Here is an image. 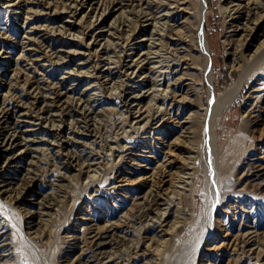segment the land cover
I'll return each mask as SVG.
<instances>
[{
  "label": "rangeland",
  "instance_id": "obj_1",
  "mask_svg": "<svg viewBox=\"0 0 264 264\" xmlns=\"http://www.w3.org/2000/svg\"><path fill=\"white\" fill-rule=\"evenodd\" d=\"M37 1L28 2L32 9L40 8ZM179 1L182 8L173 12L164 26L166 31H160L162 38L168 41L169 36L177 38L178 29L188 26L195 44L196 16L201 0ZM245 1L204 0L203 31L212 78H207L202 67L206 52L201 51L200 61L187 56L188 49L180 51L184 59L177 62L176 71L164 77L165 83L174 81L177 95L172 96L168 86V96L161 94L156 100L155 106L160 110L155 106L151 110L152 122L136 132L126 125V139L121 135L122 146L115 152L111 153L106 142L110 136L98 137L95 148L99 151L95 152L88 171L70 166L63 176L50 174L46 164L51 166L55 156L52 157L51 144H46L45 136L42 140L38 137L35 145L27 149L18 143L6 151L10 157L8 167L0 166V205L3 206L0 223L6 225L2 229L6 230V239L0 237V264H264V11L263 6L256 9L245 6ZM51 2L53 8L63 9L62 1ZM239 2L243 4L241 7L234 5ZM110 4L105 7L103 26L98 27L99 21H93L89 32L103 33L98 37L102 41L109 37L104 31L109 30L110 24L127 20L130 24L126 31L123 29V36L140 29L131 42L147 41L139 34L147 36L152 25L139 13L126 9L118 12ZM233 6L237 10L232 12ZM15 10L0 0V104L8 101L9 84H13L18 93H25L29 87V84L15 82V71L22 70L31 80L51 73L48 81L59 80L61 73L53 69L46 58L40 57L38 63L28 59L35 58V54L29 55V45L19 40L27 27L22 26L24 12L21 7ZM66 13L61 12L60 20L72 22V32L76 35L70 33L65 41H71V48H79L81 31L89 26L92 11L89 6L80 5L74 17ZM43 18L44 14H40L30 18V22L42 23ZM135 19H139L138 23ZM36 31V34L45 33L41 27ZM190 35H183L184 40L178 47L189 45ZM85 40L87 42L89 37ZM108 42L107 50L113 58L118 48L113 50L114 44L111 40ZM100 47L99 41L92 43L93 49ZM140 47L145 46L140 44ZM161 48V52L165 51L164 46ZM190 53L195 55L197 50ZM79 54L72 57L70 65L88 57V54ZM61 57L68 58L65 53H61ZM158 58L155 53L150 54V60ZM190 61L200 62V68H187L191 67ZM89 64L80 61V70L84 71ZM244 72L247 74L245 83L219 113L213 158L205 143L209 93L218 94ZM156 76L161 83L163 75ZM146 78L144 73H139L132 76L127 85L138 91V82L144 85ZM83 79L76 82L68 79L58 89L62 93L68 90L73 96L84 94L87 80ZM164 86L161 84L158 88ZM93 90L90 88L89 92ZM109 97L101 105H98L100 100L94 103L96 108H107L96 114L95 123L104 136L113 135L123 118L115 105V96ZM149 100V96H142L140 111ZM246 109L248 115L245 116ZM13 118L16 116L8 114L7 121ZM17 120L24 135H33L36 125H29L32 124L30 119ZM82 123L78 124L79 128ZM66 135L63 133L61 137L69 140ZM30 159L32 162L27 164ZM26 167L30 168L28 172ZM183 171L189 172L184 185L179 182ZM30 174H35L37 179L24 201H12L9 192L18 187L22 177ZM49 193L55 194L53 207L39 215L29 229L31 240L40 251L39 258L35 259L22 244L16 223L21 218L29 221V215L37 210V199ZM215 195L217 204L210 225L208 206ZM154 198L159 203L151 202ZM148 206L153 208L149 212ZM143 211L148 214L142 216ZM110 222L116 225L114 238L105 235L93 241V234Z\"/></svg>",
  "mask_w": 264,
  "mask_h": 264
},
{
  "label": "bare ground",
  "instance_id": "obj_2",
  "mask_svg": "<svg viewBox=\"0 0 264 264\" xmlns=\"http://www.w3.org/2000/svg\"><path fill=\"white\" fill-rule=\"evenodd\" d=\"M31 1L32 0H2V2H4L7 6H11L12 9H16L14 12H16L20 7L24 12L22 16V26L27 27L19 40L20 43L29 45V55L35 54V58L29 57L28 59H31V62L38 63L40 57L46 58L51 62V64H53V69L60 70L61 73L59 80L48 81L46 79L49 75H51V73L47 76H45V73L41 78L37 77L31 80V78H29L22 70V72L18 70L14 72L13 77L15 82H21V85L29 84L30 88L27 86V89L29 88L28 91H26V89L25 93H18L19 90L14 88L13 84H9V87L11 88L8 93V101L0 104L1 167H8L7 162L10 157L6 151H8L12 145L21 143L24 148L27 149L30 146L35 145L34 142L38 137V139L42 140L45 136L46 139H48L46 144H51L50 150L51 154H53L52 157L54 158L55 156L51 166L46 164L47 167H50V174L55 173V175L63 176L65 170L70 166H78L79 170L85 169L88 171L91 164L94 162L95 152L99 151V149L95 148L98 144V137L102 138L110 136L106 142L109 145L110 150H112L111 153L115 152L117 147L122 146L119 139L121 135H123L126 139V125H129L130 128L136 132L139 131L141 127L152 122L153 113H151V110H153L156 100L160 98L161 94H166L165 98L168 96V93L166 92L168 86H170L169 91L172 92L171 95L174 97L177 95L175 89L178 87L174 84V81L169 80L165 83L166 80L164 77H166L168 73L176 71V66L180 63L179 61L184 59V55L181 54L180 51L188 49V51L186 50L187 56L190 55L193 59L198 58L200 61L201 51L206 52L207 55L203 61L202 67L207 72V78L209 80L212 78L210 74V58L207 50L208 46L205 41L203 31L204 21L206 18L204 12V0H201L199 3L200 7L197 11V31L195 30L197 33L195 44L193 42L194 37L190 35V27L188 26L181 27V30L178 29L179 33L177 38L169 36V41L163 40L162 38L160 31H166L164 26L169 19H171L170 17L173 12L182 8L181 1L179 0H155L154 4H152L153 0H124L125 2H123V0H110V7L114 6L115 9H118V12L126 9L131 10V12L133 11V13H139L140 17L152 25V28L148 31L147 36H143L144 33L139 34L141 39L145 38L147 41L140 40L134 42H131V40L136 38L135 35L140 32V29L137 32L132 31L131 33H127L126 36H123V29L127 30L130 24L127 20H125L127 22L119 20L117 23L113 22L110 24L108 27L109 30L106 29V31H104L109 37H105L102 41H100L98 37L103 33H95V31L89 32V28L91 27L93 21H99L98 27L103 26L102 21L105 18V7L108 6L110 2L106 4L104 0H60L62 1L61 5L63 6V9H57L53 8L51 0H38L39 2H37L38 5H40V8L32 9L31 4L28 3ZM243 4L245 6L249 5L254 9L263 6L264 11V0H246ZM243 4L241 2L234 3V5L238 7H241ZM80 5H87L90 7V11H92L91 22L89 23L87 29L81 31L83 34L80 36L81 39L79 41V48H71V41H65V38H67V35L70 33L72 35H76L72 32V22L62 23L60 16L61 12H67L66 14L74 17L77 12V8ZM236 6L232 7V12L237 10ZM40 14H44L45 19L43 18V20L45 21L38 24L30 22V18L34 19L35 17H39ZM56 21H60L61 23ZM134 21H137L138 23L139 19H135ZM37 27L43 28L45 33L36 34ZM2 33H4V31ZM183 35L191 36L189 38L191 41L190 44L187 46L185 45L187 48L185 46L183 48H181L182 46L178 47V44L182 43L184 40ZM86 37H89L87 42L85 40ZM109 40H111L114 44L113 50L118 48V53H115V57L113 58L108 53L110 50H107V48L110 47L108 42ZM156 40L158 43H156ZM95 41H99V45H101L99 50L92 48V43ZM131 43L133 44V47H127L128 44ZM140 44H144L145 47H140ZM136 46H139V49L135 50L134 48H136ZM156 46L159 47L156 48ZM162 46L165 48V51L163 50V52H161ZM193 50H197V54L195 53L194 55L193 53H190ZM61 53H65L68 58L62 59L64 56L60 58ZM79 53H83V55L88 54L87 58L80 60L88 61L90 63L84 71L80 70V67L82 66L80 65V61L75 63L73 66L69 63L73 59L72 57L81 55ZM152 53H155V56L159 58L156 60H150V54ZM257 57L259 58L258 54ZM185 58L187 59V57ZM199 64L194 61H190L188 65H191V67L187 66V68L196 70ZM100 65H103V68L105 69H100ZM19 72L21 73L19 74ZM139 73H144V76H147L146 83H144V85H140L138 82L139 90H132L131 87L127 85V82L132 80V76H137ZM23 74L25 75L22 77ZM156 75H163L164 79L161 83L158 82L159 80ZM246 75L247 74L245 72L241 74L218 94L209 93L208 100L210 106L209 109H207L209 112L207 111L208 116L205 143L208 144L213 158L215 157L217 146L215 127L217 125L219 113L236 96L237 92H239V89L245 83ZM83 78L87 80V85L83 88L86 89L84 94L81 93L78 96H73L70 95L68 90H65L62 93L58 89V86L68 79H72L76 82ZM161 84H165V86L163 88H158ZM90 88H93L94 90L89 92ZM110 95L115 96V105L123 114H121L123 118L121 120L119 117L121 121L117 120L120 124L117 126L118 128L114 131L113 135L107 134L104 136L96 128L98 123L96 125L95 123L97 122L96 114L107 108L102 106L96 108L94 103L100 100L101 102L98 103V105H101L105 102V100H109ZM142 96H149L150 100L148 103L144 104V110L140 111L141 106L139 103ZM23 97H26L27 99L25 98V100ZM155 107V109L160 110V107ZM245 113V116L248 115L247 109ZM8 114H13L16 118H13L8 122ZM17 119H20L21 121L24 119H30L32 124L29 125H36L33 129L34 131L32 132L33 135H24V130L22 131L20 128L21 124ZM3 122L6 125L2 126L1 124ZM81 122H83V125L82 128H79L78 124ZM139 122L142 123L140 124ZM17 127H19L18 130ZM109 127L110 126H108V128ZM81 132H83L82 135H86V137L82 136ZM36 133H41V135L36 136ZM63 133L67 134L66 136L69 140L61 137ZM69 141L72 143H68ZM36 147L37 146H35V148ZM31 162L32 160L30 159L27 161V164H30ZM29 170V167L25 168L26 172ZM188 173V171H183V174H181L179 182L182 185L188 182ZM35 176V174H30L22 177L23 180L20 182L18 187L9 192L10 199L15 202L19 200L24 201V196L30 191L31 184L37 179ZM163 180L164 179H162V181ZM216 191L217 190H215V192ZM54 197V193H49L48 195H44L43 198L41 197L40 199H37V210H35L33 215H29V221L25 222L21 218L16 223L17 229L21 235L22 244H24L35 259L39 258L40 251L33 244L29 229L39 219V215L48 212L53 207V203L55 201ZM216 197L217 195H215L213 202L210 206H208L210 225L212 220L211 215L217 204ZM151 202H154V204L159 203L156 198H154ZM152 209V207L148 206L147 211L149 212V210ZM148 212L143 211L142 216L147 215ZM0 228V237L4 236L3 240H5L6 230L2 229H5L6 225L0 223ZM115 234L116 225L110 222L100 232L94 233V238H92V240L94 241L95 238L105 235L114 238ZM1 240L2 239H0V241ZM98 243L101 244L102 241H99ZM1 244L2 242H0V245ZM197 245H199V242H197ZM6 264L13 263L8 262Z\"/></svg>",
  "mask_w": 264,
  "mask_h": 264
},
{
  "label": "snow or ice",
  "instance_id": "obj_3",
  "mask_svg": "<svg viewBox=\"0 0 264 264\" xmlns=\"http://www.w3.org/2000/svg\"><path fill=\"white\" fill-rule=\"evenodd\" d=\"M3 206L2 205H0V208H2Z\"/></svg>",
  "mask_w": 264,
  "mask_h": 264
}]
</instances>
